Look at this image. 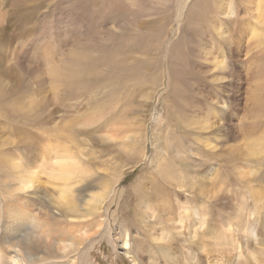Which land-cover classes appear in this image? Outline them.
<instances>
[{
    "label": "rangeland",
    "instance_id": "374dc122",
    "mask_svg": "<svg viewBox=\"0 0 264 264\" xmlns=\"http://www.w3.org/2000/svg\"><path fill=\"white\" fill-rule=\"evenodd\" d=\"M219 2L235 14L216 32L206 17ZM251 29L264 30V0H0V212L5 155L30 160L63 124L92 169L81 185L112 186L94 217L59 220L68 248L38 264H264V155L247 151L264 135V48L247 42ZM90 31L120 66L48 100L32 50ZM3 232L1 221L0 248Z\"/></svg>",
    "mask_w": 264,
    "mask_h": 264
},
{
    "label": "bare ground",
    "instance_id": "6f19581e",
    "mask_svg": "<svg viewBox=\"0 0 264 264\" xmlns=\"http://www.w3.org/2000/svg\"><path fill=\"white\" fill-rule=\"evenodd\" d=\"M184 1L186 2V0ZM230 5L216 3L212 12L214 15L212 14L213 16L210 18L206 17L207 22L216 32L222 28L220 15L225 14L231 19L235 14ZM128 9L129 7L125 4L124 10L121 11H128ZM130 13L136 15L133 10H130ZM107 32L113 35L114 39L120 35L115 33L112 28ZM202 32L190 31V33H196L197 36ZM87 34L81 38H73L68 45L61 44L60 40H47L32 50V54L35 53L33 57L37 65L42 67L41 70H38L42 72L44 79L39 83L42 84V89L45 90L48 100L60 102V99L63 100L66 96L74 95L75 89L87 86L89 82L93 81V78L97 79L107 74L111 66L112 69L120 66L117 60L118 55L104 53L111 43L109 40L103 39L105 35H95L91 31ZM137 36L138 33L135 32L122 45L128 47V43H132ZM248 36L247 42L252 41L253 46L264 48V30L251 29ZM95 37L98 41L94 43ZM195 43L199 44V41L196 40ZM122 47L120 46V48ZM210 55L213 56L212 53ZM223 59L224 57L221 61L215 59L222 69L225 68ZM63 127L67 128L70 125L63 124ZM63 127L59 125L48 137L41 138V143L34 146L33 157L30 160L27 158L25 160L20 155L13 153L5 155L6 158L3 162L7 171H10L12 185L11 198L4 206L3 212H0V222L2 221L4 224L3 237L5 238L0 248V259L6 260L10 264H38L45 256L59 258L57 251H65L68 248L59 241L60 237H64L63 227L59 220L63 218L66 219V222L74 219L85 221L89 217H94L112 187H110L111 181L106 178L98 180L93 186L89 184L90 187L81 185L84 182L82 179L89 175L92 169L88 166L89 164L86 165L82 161V151L77 149L78 144L75 146L71 141L62 139L59 135L64 132ZM247 151L248 157L264 155V135L253 141L252 145L247 147ZM30 192H33V195H42L41 199L45 202L41 206L39 203L36 204V212L29 210L25 205L22 206L19 201H15V197L23 198ZM29 199L33 198L29 197ZM38 200L40 199L34 198V201ZM21 229H24L25 234L15 240ZM11 240L14 241L13 245L8 244ZM123 240V245L126 247V238ZM34 248L45 252L42 256L32 253Z\"/></svg>",
    "mask_w": 264,
    "mask_h": 264
}]
</instances>
